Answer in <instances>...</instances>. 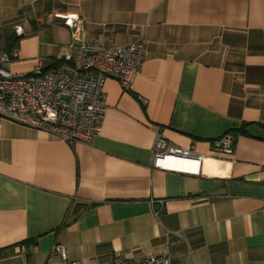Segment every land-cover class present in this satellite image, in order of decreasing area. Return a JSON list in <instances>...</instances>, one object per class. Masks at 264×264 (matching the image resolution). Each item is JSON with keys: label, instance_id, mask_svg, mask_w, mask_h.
<instances>
[{"label": "crops", "instance_id": "obj_1", "mask_svg": "<svg viewBox=\"0 0 264 264\" xmlns=\"http://www.w3.org/2000/svg\"><path fill=\"white\" fill-rule=\"evenodd\" d=\"M66 15L86 40L144 38V61L130 91L105 80L87 143L2 123L0 264H62L57 243L82 264L166 245L171 264H264V0H0L7 67H61ZM156 133L203 155L201 174L153 167ZM226 133L233 152L213 151Z\"/></svg>", "mask_w": 264, "mask_h": 264}, {"label": "built area", "instance_id": "obj_2", "mask_svg": "<svg viewBox=\"0 0 264 264\" xmlns=\"http://www.w3.org/2000/svg\"><path fill=\"white\" fill-rule=\"evenodd\" d=\"M63 23L74 29L75 51L67 55L61 67L42 68L36 63L28 73H13L7 64L11 54L0 55V127L11 122L56 136L63 142L87 143L101 131L107 111L103 102V85L107 78L117 80L124 91L132 88V79L140 71L146 41L140 38L126 45H117L109 36L106 43H97L79 36L82 26L76 15L60 16ZM213 151L233 152L230 134L211 141ZM155 168L200 175L203 155L169 142L156 133L151 148ZM157 216L159 211H154ZM51 254L61 256L62 264H82L70 260L65 246L55 244ZM110 264H171L166 245L158 253L142 260L115 258Z\"/></svg>", "mask_w": 264, "mask_h": 264}, {"label": "trees", "instance_id": "obj_3", "mask_svg": "<svg viewBox=\"0 0 264 264\" xmlns=\"http://www.w3.org/2000/svg\"><path fill=\"white\" fill-rule=\"evenodd\" d=\"M17 40H18V37H6V39H5V45L6 46H11V45H13V46H15V43L17 42Z\"/></svg>", "mask_w": 264, "mask_h": 264}]
</instances>
